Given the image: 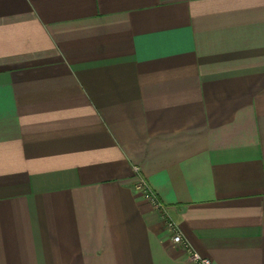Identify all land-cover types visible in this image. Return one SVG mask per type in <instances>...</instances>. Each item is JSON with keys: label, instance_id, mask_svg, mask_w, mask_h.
Returning a JSON list of instances; mask_svg holds the SVG:
<instances>
[{"label": "crops", "instance_id": "1", "mask_svg": "<svg viewBox=\"0 0 264 264\" xmlns=\"http://www.w3.org/2000/svg\"><path fill=\"white\" fill-rule=\"evenodd\" d=\"M168 220L264 264V0H0V264H193Z\"/></svg>", "mask_w": 264, "mask_h": 264}, {"label": "built area", "instance_id": "2", "mask_svg": "<svg viewBox=\"0 0 264 264\" xmlns=\"http://www.w3.org/2000/svg\"><path fill=\"white\" fill-rule=\"evenodd\" d=\"M134 176L136 177V182L134 184V188L142 194V196L152 204V206L156 209H163L164 205L158 198L156 192L152 189L147 179L143 176L140 167L133 166ZM167 227L170 231L173 232V241L175 244L179 245L183 248L189 259L193 264H213L212 260L208 257L203 256L198 251H196L191 243L184 238L179 227L172 220L167 221Z\"/></svg>", "mask_w": 264, "mask_h": 264}]
</instances>
